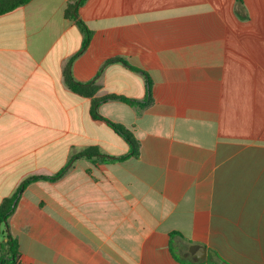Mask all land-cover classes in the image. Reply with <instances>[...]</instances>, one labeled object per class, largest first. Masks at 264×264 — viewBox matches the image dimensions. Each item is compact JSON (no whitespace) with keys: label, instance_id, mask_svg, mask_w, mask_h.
Returning a JSON list of instances; mask_svg holds the SVG:
<instances>
[{"label":"crops","instance_id":"1","mask_svg":"<svg viewBox=\"0 0 264 264\" xmlns=\"http://www.w3.org/2000/svg\"><path fill=\"white\" fill-rule=\"evenodd\" d=\"M78 1L0 16V205L89 148L131 152L64 81ZM78 20L72 73L97 98L144 101L151 81L148 106L99 108L140 153L31 183L8 220L19 264H264V0H85Z\"/></svg>","mask_w":264,"mask_h":264},{"label":"trees","instance_id":"2","mask_svg":"<svg viewBox=\"0 0 264 264\" xmlns=\"http://www.w3.org/2000/svg\"><path fill=\"white\" fill-rule=\"evenodd\" d=\"M30 1L31 0H0V16L12 12L21 6L26 5ZM84 2L85 0L78 1L75 5L70 6L68 10L66 11V16L68 18L77 19L79 26L85 33V39H84V43H83V47L81 51L78 54H76L74 57H72L67 63L64 69V81L66 85L68 86V88L74 93L80 96L92 99V106H91L92 118L95 120L103 121L110 128H112L121 138H123L130 145L131 152L130 154H128L127 156L123 158H112V157L101 154V152L97 148H89L88 150H85L84 152L73 156L69 164L63 170H61L54 176H51V177L36 176V177H30L26 179L19 186L17 191L14 193V195L12 197L5 198L2 204L0 205V227L2 226L5 227V230L0 231V233L5 235V239H6L5 242H2L0 244V264H19L20 263L19 245H18V242L13 238L10 232L8 220L10 216L14 213L18 201L21 199L27 187L31 183L37 182L40 180L56 182L62 179L70 171L71 167L73 166V163L77 159L82 158V157H88V158L97 157L103 161L105 160H108V161H118L119 160L120 161L124 158L138 157L140 153V142L134 136V134L122 124L113 122L105 118L104 116H102L99 112V108L103 103L110 102V101H121L132 107L148 106L152 102L151 81L148 80L147 98L144 101H139V100L123 97V96H118L115 94L97 98L96 95L99 90V87L95 85L94 82H89V83L78 82L73 76L72 69H73L74 61L81 53H83L88 48L91 38H92V31L89 30V28L83 21L78 20V9ZM113 62H121L135 71H140L137 68L131 67L128 64V62L124 58H121V57L113 58L107 61L106 64L113 63ZM223 264H227V263L223 261Z\"/></svg>","mask_w":264,"mask_h":264},{"label":"rangeland","instance_id":"3","mask_svg":"<svg viewBox=\"0 0 264 264\" xmlns=\"http://www.w3.org/2000/svg\"><path fill=\"white\" fill-rule=\"evenodd\" d=\"M4 230H5L4 226L0 227V231H4ZM0 239L2 240V242H4L5 241V235L0 233ZM181 249H183V252H181V256L183 259H185L186 261H194V258H191L190 256L187 255L188 250H187V246L185 244H183L181 246Z\"/></svg>","mask_w":264,"mask_h":264},{"label":"water","instance_id":"4","mask_svg":"<svg viewBox=\"0 0 264 264\" xmlns=\"http://www.w3.org/2000/svg\"><path fill=\"white\" fill-rule=\"evenodd\" d=\"M201 250H203V252L205 251V248H199ZM200 257H202V254L199 255Z\"/></svg>","mask_w":264,"mask_h":264}]
</instances>
